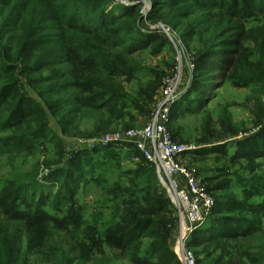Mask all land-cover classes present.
<instances>
[{
    "label": "trees",
    "instance_id": "obj_1",
    "mask_svg": "<svg viewBox=\"0 0 264 264\" xmlns=\"http://www.w3.org/2000/svg\"><path fill=\"white\" fill-rule=\"evenodd\" d=\"M63 1L69 3L66 7L77 3L85 9L82 14L65 18L67 30L77 38L60 42L56 64L39 60L22 68V75L38 77L28 81L32 84L41 83L44 71L51 74L54 85L50 92L56 98L47 103L45 109L31 99L32 102H28L18 82L11 80L17 71L15 62L0 50V135L5 133L0 138V148L31 151L41 143H48L61 159L63 148L57 136L50 132L48 113L56 119L64 135H86L87 138L110 133L116 125L130 129L131 122L135 121L132 109L149 117V107L154 103L159 86L158 78L156 83L147 84L136 102L124 87L141 71L135 56L148 49L158 53L166 44L158 33L142 32L139 23L143 19L162 22L179 32L187 46L200 45L194 56V81L181 97L185 105L180 106L179 111L199 110L200 106L191 108L192 104H199L197 100L188 101L196 95L206 99L212 81L230 80L235 87L243 89L253 84L264 86V32L256 38L257 60L247 63L242 60L241 52L244 51V33H235L226 44L210 38L216 29H205L203 35L209 33L210 36L202 37V26L194 21L195 13L191 11L193 8L214 11L207 15L243 24L264 17V0H150L152 9L146 19L139 15L137 5L121 12L104 13L105 0ZM7 79L11 81L2 84ZM174 106L168 128L172 140L177 142L172 131ZM88 116L92 129L82 132V122L76 117ZM218 124L228 137L238 135L228 120ZM257 125L255 134L213 148L216 150L212 153L227 157L233 165H241L243 174L237 176L238 193L218 196L206 223L190 236L187 248L195 253L197 264H264V124ZM202 131L206 135L199 143L204 144L209 136L208 122L202 126ZM230 144L235 148L231 155L226 150ZM122 147L133 150L143 160L131 144ZM96 153L98 151L93 155ZM191 154L205 155L201 150ZM82 155L75 156L64 168L51 170L49 178L53 182L47 187L37 188L35 179L24 180L25 184L20 180L12 190L0 194V212L11 225L3 233L8 244L16 246L21 240L20 256L35 264H90L95 259L94 253L102 255L104 247L115 252L116 259L128 264H183L170 246L171 229L177 225L174 205L153 172L142 166L129 172L134 180L142 179L138 198L118 204V212H112L102 233L88 234L85 241L70 239L72 230L82 225V210L76 208L74 200L79 185L102 180L94 174L93 161ZM97 165L104 167L103 163ZM226 172L227 169L219 171L222 176ZM215 185L217 191L230 187L225 181ZM58 235L68 236L69 249L59 245Z\"/></svg>",
    "mask_w": 264,
    "mask_h": 264
},
{
    "label": "rangeland",
    "instance_id": "obj_2",
    "mask_svg": "<svg viewBox=\"0 0 264 264\" xmlns=\"http://www.w3.org/2000/svg\"><path fill=\"white\" fill-rule=\"evenodd\" d=\"M105 2L104 13L121 12L127 7L137 5L140 6L139 15L146 19L152 9L150 0H105ZM67 4L69 3L63 0H0V50L15 62L17 68L11 80L18 82V88L28 98V102L33 101L43 109L46 108L47 103L53 102L56 98L50 92L54 85L51 74L48 70L44 71L41 83L32 84L28 81L38 79V77L22 75V68L39 60L56 64V56L61 46L60 42H70L77 38L67 30L65 18L75 13L82 14L85 9L83 5L77 3H73L69 7H66ZM55 5L59 7L55 8ZM191 11L195 13L194 21L202 26V37L210 36L209 33L203 35L205 29L209 31L216 29L210 38L226 44L230 37L236 36L235 33L242 32L244 33L242 60L247 63L257 60L256 55L259 53V48L256 45V38L264 32V17L241 24L234 20H227L222 17L212 18L207 15V12L214 11L196 8L191 9ZM87 19L90 20L91 17L89 16ZM139 27L147 35L158 33L160 38L166 42L158 53H154L153 49L138 53L135 56V61L140 66L141 71L133 81L124 84L126 93L131 97V100L136 102L138 94L147 84L157 81L158 78L159 86L154 103L149 107L151 111L149 117L141 116V113L132 109L131 114L135 121L131 122L130 129L124 130L121 126L116 125L110 133L87 138L86 135L83 137L64 135L61 126L57 125L56 119L48 113L46 118L50 125V132L57 136L63 148L61 159L57 157L54 146L48 143H41L31 151H25L24 148L14 149L10 147V151L5 147L0 148V194L12 190L17 183H20V180L25 184L24 180L35 179L38 182L36 185H39L37 188L47 187L53 182L49 178L50 171L64 168L75 156L83 154L84 159L93 161L94 174L101 176L102 180L98 183H91L85 179L87 182L78 187L74 200L76 208L82 210V225L78 229L72 230V237L70 238L78 242L87 240L88 234L102 233L111 220L112 212H118V204L138 198L139 189L143 185L142 179L134 180L129 172H134L139 166H142L146 171L153 172L160 183V176L156 167L148 163L141 154L144 161L139 155H135L133 150L122 147V144L104 145L103 139L108 136H120L130 130L144 128L151 119L156 103L160 99L164 80L174 73L179 74V86L177 98L173 104V106L175 105L173 109L175 118L172 121V131L176 135L178 143L195 146L196 151L204 152L205 155L202 156L187 155L183 164L196 170L199 178L215 200L221 195L238 193L236 192V190L238 191L236 189L237 176L243 174V169L241 165H233L228 162L227 157L212 153L213 150H216L213 148L217 145L229 144L247 138L256 133L257 123L263 122L264 124V86L261 84H253L243 89L235 87L230 80L212 81L206 99L202 100L196 95L188 101L190 103L197 100L199 104H192L191 108L200 106L199 110L193 113L179 111V107L185 105V102H181L180 99L190 89L194 81V56L200 45L192 43L187 46L181 39L179 32L168 28L162 22H148L143 19L139 23ZM115 52L117 53L119 50ZM11 80L2 81V84L7 85ZM35 81L39 82V80ZM81 118L76 117V120L82 122L81 131L91 130L92 126L88 121L89 116ZM126 120L129 121L128 118ZM222 120H228L238 135L228 137L218 124ZM206 122H208L209 136H206L207 143L201 144L199 142L204 140L206 135L202 131V126ZM4 136L5 133L1 134L0 138ZM102 149L104 151L100 152L99 150ZM226 150L230 155L235 152L232 144L227 145ZM94 151H98V153L93 155ZM97 163H103L104 167L98 168ZM223 169L228 170L225 176L219 173ZM213 179L215 181H212ZM222 181L229 182L230 187L224 191H217L215 184ZM33 188L36 187L31 189ZM165 194L170 200L166 191ZM174 217L177 218L176 213ZM8 227L11 225L6 222L0 212V264H35V262L26 261L20 256L21 240L17 241L16 246H13L8 244L7 238L4 239L3 233ZM177 232L178 221L177 225L171 229L170 246L173 251L178 242ZM67 237L62 235L56 237L60 241L59 245L66 250L70 248V239ZM116 255L115 252L104 247L102 255L94 253L95 259L90 264H128L123 259H116Z\"/></svg>",
    "mask_w": 264,
    "mask_h": 264
},
{
    "label": "built area",
    "instance_id": "obj_3",
    "mask_svg": "<svg viewBox=\"0 0 264 264\" xmlns=\"http://www.w3.org/2000/svg\"><path fill=\"white\" fill-rule=\"evenodd\" d=\"M178 75L174 73L164 80L160 99L144 128L130 130L120 136H108L103 139V143L131 144L148 163L156 167L160 184L172 201L177 215L178 242L173 252L183 264H197L194 252L187 248V242L211 214L215 198L196 170L183 164L186 156L197 148L180 144L171 138L168 124L171 108L177 98Z\"/></svg>",
    "mask_w": 264,
    "mask_h": 264
}]
</instances>
